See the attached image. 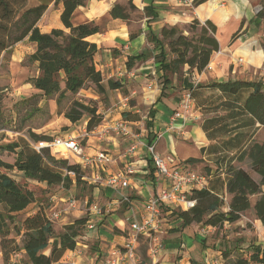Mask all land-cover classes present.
I'll list each match as a JSON object with an SVG mask.
<instances>
[{"label": "crops", "instance_id": "1", "mask_svg": "<svg viewBox=\"0 0 264 264\" xmlns=\"http://www.w3.org/2000/svg\"><path fill=\"white\" fill-rule=\"evenodd\" d=\"M55 1L26 0L27 7L46 4L36 22L41 32L64 28L60 21L61 1ZM125 1L86 0L85 5L75 8L71 15L73 25L93 22L98 26V31L86 39L96 47L93 63L101 73L105 90L94 94L93 98L103 95L105 100L102 105H109L101 112L102 120L97 136L89 137L84 145L77 141L83 155L103 151L112 155L114 160L101 167L81 166L85 200L91 196L92 201L85 207L78 205L69 212V209L66 210L64 213H68L61 218L62 225L82 216L94 220L95 225L89 229L85 224L75 248L66 250L55 264H102L111 257L114 249L121 248L129 234V223L140 219L144 200L168 185L166 179L157 175L146 149V142L152 136L155 138L161 135L156 142V151L162 157L172 156L175 164L193 169L197 162L204 161L211 166V155L201 152V148L212 141L201 127L203 116L195 109L194 99L186 122L183 125L176 123L182 133L168 130L171 114L178 107L183 92L195 90L199 84L227 79L258 80L264 84V49L261 44L264 20L257 16L260 0H198L193 9L184 7L178 0H132L138 11L149 6L155 15L143 14L136 21L134 30L127 21L113 18L109 14L113 4ZM193 19L201 23L209 20L215 25L218 50L211 55L201 71L188 70V66H184L180 74H171L162 93V72L153 57L157 50L147 37L149 33L159 36L163 26H177L187 34V27ZM132 31L137 34L130 38ZM25 41L27 36L13 45L17 59L24 55L18 46ZM29 43L31 48L28 53L31 54L35 44ZM140 54L142 56L139 59L129 61L130 57ZM109 79L118 81L121 86L108 88L106 83ZM121 119L140 137V145L125 157L122 154L131 139L117 136L111 131L101 132L103 128ZM147 122L150 126H146ZM75 123L68 119L64 121L65 125ZM259 130L264 128L260 127L257 132ZM74 132L76 130L70 134L67 132L65 137L77 138L72 135ZM189 158L201 160L190 162L187 161ZM68 159L75 163L80 161L74 154H70ZM128 165L133 167L134 173L128 177L126 187L115 189L95 180L97 174L104 176L106 173L123 171ZM208 178L213 180L212 175ZM74 189L75 183L65 191L71 192ZM123 195L127 200L122 202ZM60 200L65 201L63 198ZM93 205L106 211L95 215L91 211ZM247 211L251 216L244 215ZM161 217V228L155 235L161 237L162 247L150 262L142 264H225L223 251L230 250L232 253L229 258H233L236 251L247 252L251 243L264 245V229L252 208L244 211L236 222L224 224L220 231L225 239H216L213 246L203 241L206 235L201 231L202 228L193 233L198 224L183 226L181 220L166 209L161 212Z\"/></svg>", "mask_w": 264, "mask_h": 264}, {"label": "trees", "instance_id": "2", "mask_svg": "<svg viewBox=\"0 0 264 264\" xmlns=\"http://www.w3.org/2000/svg\"><path fill=\"white\" fill-rule=\"evenodd\" d=\"M59 1L60 21L64 28L41 32L36 22L46 4L23 8L26 0H0V56L14 42L27 36V40L35 44L34 51L28 58L36 63L38 70V74L30 77L29 82L43 96H54L57 106L68 92H78L86 82L93 84L97 93L105 90L101 73L93 63L96 47L86 39L98 31V26L93 22L77 25L71 22L74 9L85 5L86 0L55 2ZM197 2L198 0H194V3ZM135 11L138 12V9L132 0H126L121 4H113L109 14L128 22L131 13ZM143 14L155 16L149 6L140 11L139 17ZM257 16L264 20V0H260ZM20 20V32L10 40L9 30L13 23L17 24ZM187 30L188 33L185 34L177 26H163L159 36L149 33L147 37L157 50L153 57L162 72V93L171 74H180L184 66H188V70L201 71L208 64L211 55L218 50L216 27L211 21L201 23L193 19ZM136 34V31H132L129 37ZM262 47L264 49V43ZM141 56L142 54L130 57L129 61ZM106 86L115 89L121 84L109 79ZM189 91L191 99H194L195 109L203 116L201 127L212 141L201 148V152L211 155L212 167L205 168V187L190 191L189 197L195 200L194 205L189 210L173 209L171 215L179 218L183 226L195 223L205 228L220 229L224 224L236 222L244 211L252 208L264 229V135L260 141L254 140L257 130L264 128V84L258 80L227 79L199 84L195 90ZM83 114L89 116L86 125L88 130L101 121L96 107L77 99L72 100L63 112L64 117L72 123L78 121ZM149 124L147 122L146 126H150ZM29 136L34 141L33 144L51 140L44 134L29 132ZM152 138L153 136L149 142ZM0 149L15 153L12 163L0 159V247L3 261L10 264L7 263L9 254L21 251L26 259L24 264H55L66 250L75 248L88 217H78L62 225L61 231L56 232L44 209L39 207L26 213L15 223V216L26 210L35 197L31 189L20 185L8 171L15 169L26 179L68 189L72 183L82 182L84 173L81 165L55 157L48 147L37 151L24 140L1 144ZM200 160L189 158L187 161ZM244 160H248L251 170L258 175V180L236 165V162ZM210 175L213 177L211 181L208 178ZM251 196H255L253 202ZM6 220L14 222L17 234L22 231L20 246L13 244L11 247L10 243L13 241L6 237L9 232ZM231 253L230 250L223 251L225 264H264V245L251 243L247 252L236 251L234 257L229 258Z\"/></svg>", "mask_w": 264, "mask_h": 264}, {"label": "rangeland", "instance_id": "3", "mask_svg": "<svg viewBox=\"0 0 264 264\" xmlns=\"http://www.w3.org/2000/svg\"><path fill=\"white\" fill-rule=\"evenodd\" d=\"M23 8H27L26 3ZM139 14L140 11L132 12L130 15V19L128 20V23L131 25L133 30L136 28V21L141 18L139 17ZM19 15L20 12L17 17H19ZM21 22L22 21L20 20L17 22V24H12L9 30L10 40H13V38L19 34V27L22 24ZM15 43L16 42L11 45L12 47L7 48V51L2 52L0 56V145L12 141L24 140L32 147L34 141L29 136V132L47 135L52 140L54 137L66 138L65 136L67 132H69L70 134L73 130H76V132H74V134L72 135L77 136V140L80 141L81 145H84L89 137L97 136V129L101 124V121L97 126H94L90 130H88L86 125L89 116L87 114H83V116L78 121H76L75 125H65L64 121L67 118L64 117L63 112L70 106L72 100L77 99L84 104L96 107L97 113L101 115V112L109 107V105H102L105 100L103 99V95H99V98L97 97L98 99H94V94H96L97 92L95 91L93 84H91L90 82H86L78 92L74 94L68 92L66 98L62 100L59 106H57L54 102V96L45 97L39 91H32L33 89L30 86L31 84L29 82V79L30 77L37 75L38 70L36 67V63L32 62L28 58V52L31 48L29 41L27 40L23 44H19L18 47L24 52V55H21L19 59H17L15 55V49L13 46ZM262 43H264V35H262L261 44ZM61 87H63L62 83ZM130 101L131 99L129 98V102ZM263 135L264 130H259L256 133L254 140L260 141ZM131 143L132 142L129 141L127 147ZM147 143L148 142H146V144ZM54 148L56 147H53V149ZM14 158L15 153L0 149L1 160L12 163L14 161ZM67 160L69 162H72L71 159ZM208 165L209 164L204 161L197 162L193 166V169L190 168V170L204 174L206 172L205 168L206 166L208 167ZM236 165L248 171L255 180L259 179L258 175L251 170L248 160H244L240 163L236 162ZM8 173L20 185L31 189L34 192L35 197L34 202L31 203L28 208H26V210L18 213L15 216V223L18 222V219H22L26 213H29L39 207H42L47 215L50 213V210L53 208V206L56 209H62L66 206V203L70 198L76 199V204L74 207L69 208L68 212L72 210V208H76L78 205L79 207H85L92 201L91 196L87 197V201L85 200L86 193H84L83 191L85 187L84 180V182L82 181L79 184H75L74 190H72L71 192H66L65 190L67 189L60 185L47 186L44 183L26 179L23 177L21 172H18L15 169L8 171ZM60 198L65 199V201L60 200ZM254 199L255 196H251V202H253ZM55 201H57V203H55ZM0 211H2L1 206ZM68 212L64 213L62 210L59 219L52 222L56 232L61 231V218ZM244 215L251 216L249 211L245 212ZM6 222H8L9 228V232L6 237L13 241L10 243L11 247L13 244L20 246L22 231L17 234L14 222L11 223L8 220H6ZM201 228L202 226L198 224L193 233H195V231L197 230H200ZM157 233H151L150 236H137L136 252L141 263L150 262L151 258L149 257L148 252L149 248L153 245V235ZM205 235L206 236L203 241L205 243H209V245L212 246L214 245L216 239H225V235L220 231V229L211 230L208 234ZM157 238L158 241H161V237L157 236ZM5 249L8 248L5 247ZM155 255L156 253L154 254V256ZM25 262V256L21 251L11 253L7 258V263L10 264H24ZM0 264H5L2 258L1 247Z\"/></svg>", "mask_w": 264, "mask_h": 264}, {"label": "built area", "instance_id": "4", "mask_svg": "<svg viewBox=\"0 0 264 264\" xmlns=\"http://www.w3.org/2000/svg\"><path fill=\"white\" fill-rule=\"evenodd\" d=\"M184 7L193 9L195 3L194 0H178ZM241 61V60H240ZM191 96L190 91L183 92L182 98L178 107L171 114L168 130L175 131V133L181 134L180 127L176 126L179 122L183 125L188 115L191 113ZM112 132L117 136L129 137L131 144L126 148L123 157L132 154L136 148L140 145L139 135L133 133L124 120H119L113 125L105 127L101 132ZM161 135H157L150 142L146 144L147 152L150 154L152 165L156 170L159 177L168 181V185L164 188L158 189L154 193L150 194L143 203L142 212L139 220H135L129 223V234L126 237L121 248L114 249L111 253V257L104 260L102 264H142L139 256L136 252L137 236L147 235L151 233L159 232L161 228V212L166 210L180 209L189 210L195 203V200L189 197L192 189H201L205 187L207 181V175L194 172L190 169L182 167L181 164H175V159L172 156L162 157L156 151V142ZM61 145V149L56 147ZM35 150L39 151L42 147L50 148V152L57 158L68 159L70 154H74L79 157V164L86 167H101L114 160L113 156L99 151L92 155H83L81 147L77 138H61L54 137L51 141H39L33 144ZM134 173L132 166L128 165L123 171H116L104 174V176L96 175L95 180L104 186L112 188H123L128 185V177ZM126 196L121 197V201H126ZM76 204V199L70 198L67 201L66 206L62 209H56L53 207L48 214V219L54 221L60 217L61 211L65 212ZM91 211L96 214H102L106 209L102 210L99 206L93 205ZM94 220H87L86 226L90 229L94 227ZM215 228L202 227L201 231L206 234ZM162 247L161 241H158L156 235H153V245L149 248V256L154 258V254ZM71 264H73L71 262Z\"/></svg>", "mask_w": 264, "mask_h": 264}, {"label": "bare ground", "instance_id": "5", "mask_svg": "<svg viewBox=\"0 0 264 264\" xmlns=\"http://www.w3.org/2000/svg\"><path fill=\"white\" fill-rule=\"evenodd\" d=\"M61 148H62L61 145L56 146V149H61Z\"/></svg>", "mask_w": 264, "mask_h": 264}]
</instances>
